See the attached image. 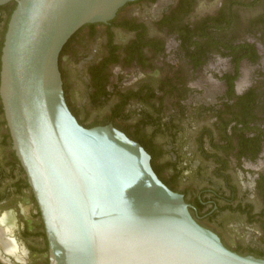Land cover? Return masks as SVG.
<instances>
[{"label": "flooded vegetation", "instance_id": "obj_1", "mask_svg": "<svg viewBox=\"0 0 264 264\" xmlns=\"http://www.w3.org/2000/svg\"><path fill=\"white\" fill-rule=\"evenodd\" d=\"M0 5V82L8 23ZM83 126L141 143L196 220L264 258V0H135L81 26L59 59ZM0 264H49L42 214L0 93ZM6 229V230H5Z\"/></svg>", "mask_w": 264, "mask_h": 264}, {"label": "water", "instance_id": "obj_2", "mask_svg": "<svg viewBox=\"0 0 264 264\" xmlns=\"http://www.w3.org/2000/svg\"><path fill=\"white\" fill-rule=\"evenodd\" d=\"M16 1L0 93L45 224L49 264H264L200 224L141 143L112 124L83 126L67 104L64 45L135 0Z\"/></svg>", "mask_w": 264, "mask_h": 264}, {"label": "bare ground", "instance_id": "obj_3", "mask_svg": "<svg viewBox=\"0 0 264 264\" xmlns=\"http://www.w3.org/2000/svg\"><path fill=\"white\" fill-rule=\"evenodd\" d=\"M4 228H0V242L1 244L3 245V247L6 249V250H12L13 249V245L11 244V242L7 239H5L3 236H2V231H3ZM6 230V229H5ZM4 233L6 231H3Z\"/></svg>", "mask_w": 264, "mask_h": 264}, {"label": "trees", "instance_id": "obj_4", "mask_svg": "<svg viewBox=\"0 0 264 264\" xmlns=\"http://www.w3.org/2000/svg\"><path fill=\"white\" fill-rule=\"evenodd\" d=\"M93 126H96V125H92V126H85V127H93ZM152 166H153V168H154V170H155V172L157 173V175L160 177V179L167 185V183L161 178V176L158 174V172H157V170H156V168H155V166H154V164H153V161H152ZM167 186H169V185H167ZM170 187V186H169ZM171 188V187H170ZM172 189V188H171ZM173 190V189H172ZM257 257V256H256Z\"/></svg>", "mask_w": 264, "mask_h": 264}]
</instances>
